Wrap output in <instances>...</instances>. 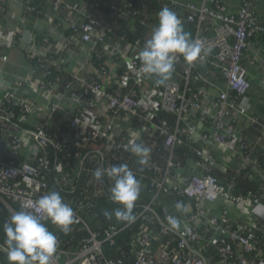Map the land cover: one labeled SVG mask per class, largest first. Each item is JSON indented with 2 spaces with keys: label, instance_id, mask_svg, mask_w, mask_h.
<instances>
[{
  "label": "built area",
  "instance_id": "built-area-1",
  "mask_svg": "<svg viewBox=\"0 0 264 264\" xmlns=\"http://www.w3.org/2000/svg\"><path fill=\"white\" fill-rule=\"evenodd\" d=\"M155 1L145 13L143 2L91 0L92 11L104 4L108 13L78 10L63 22V48H83L87 73H69L58 88L65 69L43 68L53 55L39 60L31 71L45 75L39 91L53 98L48 106L22 95L20 80L0 75V202L11 215L35 211L39 198L57 191L73 208L76 222L67 234L47 226L59 241L52 264H264V155L254 158L246 132L258 126L253 141L264 145V123L252 111L244 64L264 25L251 0L235 13L221 0L210 8ZM162 7L178 15L204 56L190 66L179 58L166 87L139 72L138 57ZM260 53L264 68V45ZM130 141L150 148L146 165L125 151ZM220 149L234 163L222 179L214 174ZM120 164L141 184L131 224L114 215L113 181L93 177L97 167ZM177 202L185 209L177 211ZM228 205L240 208L249 225L231 220ZM169 216L180 220L179 230ZM126 230L133 231L128 249L117 243Z\"/></svg>",
  "mask_w": 264,
  "mask_h": 264
},
{
  "label": "crops",
  "instance_id": "crops-1",
  "mask_svg": "<svg viewBox=\"0 0 264 264\" xmlns=\"http://www.w3.org/2000/svg\"><path fill=\"white\" fill-rule=\"evenodd\" d=\"M122 6L125 0H109ZM136 4L143 2L142 11L148 13V7H155V0H134ZM177 5L193 3L196 6L213 7L217 0H173ZM226 10L235 13L242 0H221ZM91 0H0V75L4 81L13 82L20 80L22 83L21 94L28 100L42 102L48 106L53 98H45L39 91V84L45 77L44 73L32 74L38 61L49 55H53L54 63L46 62L43 68L52 71L54 66L60 65L65 71L60 73L62 81L69 78V73L85 75L87 69L83 66V48L77 47L74 52L63 48V42L67 33L62 24L67 19L74 17L78 10L82 14H94L103 16L108 13L107 7L100 4L97 13L89 7ZM251 8L261 19L264 25V0H251ZM264 45V34L252 40L245 51L244 64L248 69V97L254 115L264 123V68L257 63L261 56L260 47ZM255 49L257 50L255 52ZM32 70V71H31ZM67 71V72H66ZM4 75V76H3ZM32 75V76H31ZM248 145L256 152L254 158L264 155V145L255 144L253 138L260 134L258 126H246ZM219 160L215 165L214 174L222 179L223 170L234 166L232 159L225 155V150L218 151ZM264 184V179H262ZM166 198H161L164 201ZM213 215H217L221 206L215 207ZM241 209L228 205V217L236 223L243 222L249 225V220L243 217ZM175 211V210H173ZM244 218V219H243ZM240 221V222H239Z\"/></svg>",
  "mask_w": 264,
  "mask_h": 264
},
{
  "label": "clouds",
  "instance_id": "clouds-1",
  "mask_svg": "<svg viewBox=\"0 0 264 264\" xmlns=\"http://www.w3.org/2000/svg\"><path fill=\"white\" fill-rule=\"evenodd\" d=\"M157 16L158 24L138 54L141 61L139 72L155 78L157 86L166 87L179 58L182 57L190 66L198 59L202 60L204 56L201 42L194 40L191 34L184 30L182 20L174 11L162 7ZM125 151L137 156L140 165H146L151 150L130 141ZM61 166L57 164L56 170L60 171ZM105 174L113 181L110 198L113 203L119 205L113 210L116 219L134 223L136 216L133 209L141 193L139 180L127 164L113 165L108 170L97 167L93 177L102 181ZM175 207L177 211L185 209L181 202H177ZM105 216L111 219L112 213L106 212ZM41 217L48 219L65 234L76 222L73 208L63 201L57 191H51L39 198L35 211L15 212L3 226L5 240L4 244L0 245V250H6L8 264H52L59 241L54 232L42 222ZM167 221L173 230H179L180 220L177 217L169 216Z\"/></svg>",
  "mask_w": 264,
  "mask_h": 264
},
{
  "label": "trees",
  "instance_id": "trees-1",
  "mask_svg": "<svg viewBox=\"0 0 264 264\" xmlns=\"http://www.w3.org/2000/svg\"><path fill=\"white\" fill-rule=\"evenodd\" d=\"M61 132H65L66 129L65 128H62L59 126L58 127ZM51 152L53 153V150L51 148ZM50 178V183L52 184V177H49ZM65 195H69V194H65ZM10 212L8 211V209L0 202V243H4V240H5V234H4V231H3V226L6 222L9 221L10 219ZM43 223H45L46 226H51L52 227V223L47 219L45 221H42ZM49 227V228H51ZM133 231H129V230H126V231H123L119 238H118V242L119 244L123 245L125 249H128V246L126 244L127 242V239H128V236L131 235ZM112 253L109 252V256H111ZM0 258L2 259H6L7 260V256H6V253H3V252H0Z\"/></svg>",
  "mask_w": 264,
  "mask_h": 264
}]
</instances>
